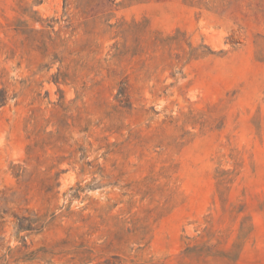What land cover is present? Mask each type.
I'll list each match as a JSON object with an SVG mask.
<instances>
[{"label":"rangeland","instance_id":"1","mask_svg":"<svg viewBox=\"0 0 264 264\" xmlns=\"http://www.w3.org/2000/svg\"><path fill=\"white\" fill-rule=\"evenodd\" d=\"M0 91V264H264V0H0Z\"/></svg>","mask_w":264,"mask_h":264},{"label":"trees","instance_id":"2","mask_svg":"<svg viewBox=\"0 0 264 264\" xmlns=\"http://www.w3.org/2000/svg\"><path fill=\"white\" fill-rule=\"evenodd\" d=\"M125 89L126 88H121L120 90H119V92H118V97H120L118 100L119 101H124V98H126L125 96H126V92H125ZM0 92H2V91H0ZM121 97H123V98H121ZM3 101H2V99L0 98V104L2 103ZM206 248V250H204L203 248H201V247H197V246H195V247H193V248H190V247H188L187 249L188 250H192V251H194V253H197V254H199V255H202V254H204V255H214V253H212L211 252V247H208L207 245L205 246ZM234 259H236V256H235V258Z\"/></svg>","mask_w":264,"mask_h":264}]
</instances>
